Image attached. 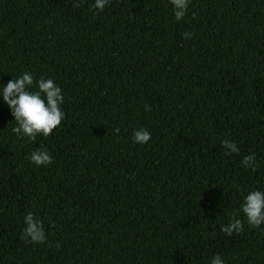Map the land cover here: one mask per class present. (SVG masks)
Masks as SVG:
<instances>
[{"label":"trees","instance_id":"obj_1","mask_svg":"<svg viewBox=\"0 0 264 264\" xmlns=\"http://www.w3.org/2000/svg\"><path fill=\"white\" fill-rule=\"evenodd\" d=\"M94 2L0 0V85L51 78L65 113L19 139L0 96V264H264V225L221 231L264 191V0H190L179 22L169 0ZM28 212L46 243L20 238Z\"/></svg>","mask_w":264,"mask_h":264},{"label":"clouds","instance_id":"obj_2","mask_svg":"<svg viewBox=\"0 0 264 264\" xmlns=\"http://www.w3.org/2000/svg\"><path fill=\"white\" fill-rule=\"evenodd\" d=\"M173 7L175 19L181 21L190 4V0H169ZM109 4V0H95L90 6V11L95 10L97 13L103 12ZM81 3H75L73 7H80ZM195 13H193V17ZM183 39H191V32L182 33ZM0 96L3 102L8 106L10 114L14 117L16 126L12 129L13 133L19 139L27 138L35 141L37 136L43 135L48 137L57 129L65 119V113L62 111L61 105L64 102L62 89L56 85L51 78L45 79L41 77L38 81H34L30 73H24L16 79H11L6 86L0 85ZM145 111H151V107L145 105ZM118 135L119 128L114 129ZM133 141L137 144H147L151 140V133L144 128L137 129L133 133ZM222 147L225 149V155L238 154L239 147L234 141L227 139L221 141ZM32 164L36 166L50 165L53 160L51 155L42 149L32 151L28 157ZM242 166L245 169L256 171L258 165L254 153L245 155L242 158ZM243 220L236 218V213L228 224L221 227V231L228 236L240 234L244 230V223L252 228H260L264 225V191H250L244 198L240 207ZM25 227L22 230L21 239L25 243L44 244L47 237L43 225V221L36 217L32 212H28L24 217ZM51 246V245H50ZM61 245L56 242L55 247ZM210 264H224L222 256L215 255Z\"/></svg>","mask_w":264,"mask_h":264}]
</instances>
